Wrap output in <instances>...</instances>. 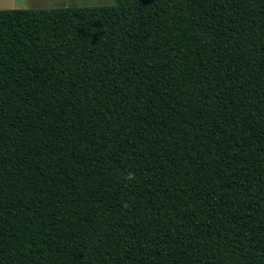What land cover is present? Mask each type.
I'll return each mask as SVG.
<instances>
[{"label": "trees", "instance_id": "16d2710c", "mask_svg": "<svg viewBox=\"0 0 264 264\" xmlns=\"http://www.w3.org/2000/svg\"><path fill=\"white\" fill-rule=\"evenodd\" d=\"M0 264H264V0L0 9Z\"/></svg>", "mask_w": 264, "mask_h": 264}, {"label": "rangeland", "instance_id": "374dc122", "mask_svg": "<svg viewBox=\"0 0 264 264\" xmlns=\"http://www.w3.org/2000/svg\"><path fill=\"white\" fill-rule=\"evenodd\" d=\"M118 0H0V9L61 6L116 5Z\"/></svg>", "mask_w": 264, "mask_h": 264}]
</instances>
